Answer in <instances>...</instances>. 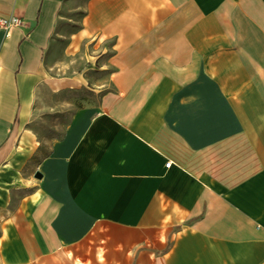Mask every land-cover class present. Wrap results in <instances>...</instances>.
Here are the masks:
<instances>
[{
	"label": "crops",
	"instance_id": "crops-1",
	"mask_svg": "<svg viewBox=\"0 0 264 264\" xmlns=\"http://www.w3.org/2000/svg\"><path fill=\"white\" fill-rule=\"evenodd\" d=\"M12 16L0 264L264 262V0H0ZM80 88L96 100L42 141L44 91Z\"/></svg>",
	"mask_w": 264,
	"mask_h": 264
},
{
	"label": "rangeland",
	"instance_id": "rangeland-1",
	"mask_svg": "<svg viewBox=\"0 0 264 264\" xmlns=\"http://www.w3.org/2000/svg\"><path fill=\"white\" fill-rule=\"evenodd\" d=\"M96 95L88 89L44 91L38 108L34 111L29 127L42 141H49L62 134L75 110L84 103L94 102Z\"/></svg>",
	"mask_w": 264,
	"mask_h": 264
},
{
	"label": "built area",
	"instance_id": "built-area-1",
	"mask_svg": "<svg viewBox=\"0 0 264 264\" xmlns=\"http://www.w3.org/2000/svg\"><path fill=\"white\" fill-rule=\"evenodd\" d=\"M20 23L19 18L12 16L10 18H0V28L6 29L11 26L18 25ZM170 161L166 163V166H169ZM264 264V262L262 263Z\"/></svg>",
	"mask_w": 264,
	"mask_h": 264
}]
</instances>
